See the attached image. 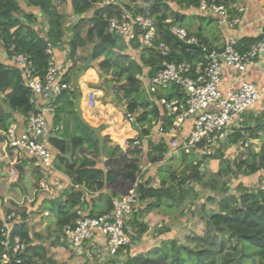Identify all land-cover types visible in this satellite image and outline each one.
Wrapping results in <instances>:
<instances>
[{
	"label": "trees",
	"instance_id": "obj_1",
	"mask_svg": "<svg viewBox=\"0 0 264 264\" xmlns=\"http://www.w3.org/2000/svg\"><path fill=\"white\" fill-rule=\"evenodd\" d=\"M139 1L144 4L143 7L127 6L126 10L134 15H143L154 20L156 42H164L170 46L171 53L168 60L178 63L186 62L194 68L204 60V51L185 49L174 41L168 29L170 25L178 26L182 16L172 12L166 0ZM177 1L176 7L180 9L195 8L200 2V0ZM70 3L72 13L80 17L71 27L73 41L69 44V50L72 65H75L74 56L78 47L83 45L85 40L93 43L91 60L102 59L97 64L98 70L104 76L110 77L109 83L114 86L115 94L120 97V100L128 102L130 112L141 109L135 122L143 124L158 117L159 111L154 104L139 99L141 81L138 77L142 75L143 67L148 69V78L154 76L161 68V57L152 49H141L138 62L132 61L125 53L127 45L124 39L108 33L107 19L113 16L120 17L122 15L120 7L112 5L100 8L97 6L99 0H70ZM33 12H40L47 21L45 35L41 30L35 29L37 18ZM89 13L90 16L86 17ZM167 19H170V24L166 23ZM84 28H86L85 37L82 38ZM187 32L199 40V34ZM64 35V16L58 12L53 0H0V50L5 51L9 63H3L0 60V95H3L2 102L8 110V113L0 111V130L8 129L11 124V113H19L24 117L34 110L30 103L32 94L24 86L19 69L12 66L11 56L13 54L27 56L35 75L42 79L50 58L46 53L47 47L58 46ZM258 39H239L236 50L245 52ZM199 44L207 51L211 50L200 41ZM130 45L133 49L140 48L139 43L135 41ZM81 70L76 68L74 72ZM61 78L68 86H72V80L67 74H62ZM157 97L167 101H179L182 105L186 100V95L175 85L162 90ZM73 99L75 101L77 99L76 91L68 89L61 94L55 104L54 131L57 127L59 128L55 132L56 138H49L59 152L54 158V167L67 177L72 186L84 187L92 195L108 192V195L102 194L106 205L103 213L111 210L112 199H119L135 189L139 200L145 203V208L136 212L128 221V226L133 231L131 242L137 244L149 231L148 225L143 222V215L157 208L171 211L174 209L173 203L181 204L192 192V183L203 181L198 157L193 153L181 152L178 158L170 156L166 159L169 149L163 141L156 145L144 141L149 135L151 126L141 130L140 139L144 141L141 143L150 148L146 157L153 165L164 159L170 164H177L178 160L187 164L186 168L179 171L178 176H175L177 173L174 174L170 167L160 166L157 170L159 186L153 187L149 180L142 181L145 172L139 160L141 150L131 148L123 151L118 146H109L107 137L101 136L99 130L88 126L76 114ZM62 114L67 115L65 120ZM172 120V117L167 118L163 126L165 130L171 126ZM243 139L245 140L242 146L249 150L250 156L238 166L245 176H252L264 168V116L253 119L252 124L247 127L234 130L227 137V144L236 145ZM252 139L262 141L257 153H254L249 143H246ZM102 157L105 158L103 169L98 167ZM209 157L218 159L219 167H224L217 172L218 176L230 170L229 166L224 164L222 156L213 154ZM11 170H15V178H12ZM33 170L39 176L35 172L14 164L7 166L4 173L0 175V215L2 216L0 229L6 216L10 214L19 216V220H13L11 223V235L19 237L26 248L16 258L23 264L38 262L54 264L45 256L44 244L41 242L42 236L32 232V227L27 221L25 204L35 200L38 180L42 176L39 170ZM240 185L235 187L234 194L219 200L216 213L207 221L201 220L202 225L200 230L196 231L197 235L192 243L164 240L162 250L156 247L146 252L141 250L133 256L128 255L123 264H264V190H248ZM80 196V192L69 187L59 197L43 200L42 209L50 212L59 234L64 225L75 221V209L79 205ZM101 214L91 213L89 216ZM169 230L163 225L162 228L157 229V236H163L169 233ZM3 240L0 234V242ZM55 240L56 244L66 246L59 236L55 237ZM60 240L61 243H58ZM129 250L130 248H127V252L133 254ZM1 254L2 246L0 245V257Z\"/></svg>",
	"mask_w": 264,
	"mask_h": 264
},
{
	"label": "built area",
	"instance_id": "obj_2",
	"mask_svg": "<svg viewBox=\"0 0 264 264\" xmlns=\"http://www.w3.org/2000/svg\"><path fill=\"white\" fill-rule=\"evenodd\" d=\"M231 1L225 0L219 3L214 0H201L197 6V13L201 17L215 20L220 28L232 31L241 24L245 9H236L237 14L230 16L226 4ZM112 5L116 6L115 0H99L97 6L103 8ZM170 22V19L166 20V23L170 24ZM168 30L180 41L200 46V50L205 52L204 60L195 68L186 62L168 60L171 53L170 46L164 42H156L155 22L151 18L124 11L120 17L113 16L107 19L109 34L120 36L126 42H138L140 50L152 49L162 59L161 68L154 76L151 78L146 76V81L144 76L138 78L141 82H145V89L152 96L153 101L162 106L167 115L173 118L168 129L165 130L163 125L158 128L159 134L170 138L169 157L174 153L193 152L200 157L208 158L220 142L234 132V128H239L241 115L253 109L264 98V92L244 77L227 91L222 87L225 68L244 75L252 61L264 57V28L260 31L259 39L242 53L236 50L238 40L232 36L225 38L221 48L207 51L186 29L170 25ZM53 51V47H47L46 53L50 58L42 79L35 75L27 56L23 54L11 56L12 66L19 69L24 86L32 94L30 103L34 110L22 118L21 124L12 123L6 131L0 130L3 146L8 152V166L26 164L39 170L42 178L38 181L35 194L47 197L53 195L52 178L56 173L54 157L43 141L49 133L47 118L55 114L56 101L69 89V86L62 81V72ZM171 85L178 86L186 95L184 105L175 100L167 101L164 98L157 100V95ZM97 97L95 90L88 91L89 107L96 105ZM186 122H190L191 130L185 139L178 140L177 131ZM124 146L126 149L142 150V143L138 138L126 140ZM10 174L12 178L16 177L15 170H11ZM254 175L253 190L263 191L264 168ZM70 187L80 192L81 196L79 205L75 209V221L64 225L61 229L60 238L68 250L78 255H88L91 253L88 248H93L96 239L99 238L105 250V254H97L102 260L115 258L120 250L126 253L127 248L133 246L131 242L133 231L128 226V221L136 212L145 208V203L139 200L135 189L119 199H112V208L109 212L91 217L83 210L82 204H85L87 197L92 194L84 187L72 185ZM43 214L48 216L47 212ZM19 219L20 217L14 214L4 218L0 229V234L4 238L0 242L2 246L0 264L13 262L23 264L16 256L24 252L26 246L19 237L11 235V223Z\"/></svg>",
	"mask_w": 264,
	"mask_h": 264
},
{
	"label": "crops",
	"instance_id": "obj_3",
	"mask_svg": "<svg viewBox=\"0 0 264 264\" xmlns=\"http://www.w3.org/2000/svg\"><path fill=\"white\" fill-rule=\"evenodd\" d=\"M56 1V0H55ZM55 1L54 5H55ZM65 1L64 5L66 7L65 14L68 13L69 19L67 20L65 17V14H63L60 9L57 10L58 12L64 16V27L66 24L68 25L67 30L64 28L65 35L60 42V44L54 48V57L56 59L57 65L61 69V72L63 75L67 74L69 78L72 80V86H69V90H75L77 94L76 101L73 99L75 103L74 111L76 114L91 128H94L96 130L100 131V135L103 137H107L109 139V146L116 147L118 146L123 151L128 150L124 146V142L126 140L138 138L141 142H151L153 145H156L158 142L163 141L166 146L169 149V141L170 138L168 136H164L162 134L158 133V128L160 126H164L166 123L167 118L169 116L167 115L166 111L162 106L155 103L153 101L152 96L146 91L145 86L143 88V85L145 82H141V90H145V93L149 97V100L147 102L154 104L158 111L159 115L158 117L152 118L148 121H146L143 124H137L135 122V118L140 114V108L135 110L134 112H130L128 109V102L124 105L126 101L120 100V98H117V95H114L115 97H110L103 101L100 97L102 96V92L97 90V87L100 83V71L98 70V63L100 60L92 61L91 60V54L94 44L88 45L89 41L85 40L83 45H80L77 49V52L74 56V62L75 65H72V61L70 60V50H69V44L73 41V33L71 31V28L74 24H76L77 20L80 19L79 16H75L72 13L71 9V3L70 0H61ZM170 9L172 12L180 14L182 18L180 19V22L178 23L179 27H182L180 24L184 22L186 19H190L192 21L191 25L186 28L187 31L190 33H197L199 34L200 38L199 41L203 43L206 47L213 49H219L223 46L225 38L227 36H232L236 38L237 40L243 39V38H259L260 31L262 28H264V0H232L231 2L226 4V7L228 9V12L230 16H235L236 9L244 8V13L242 14V21L239 26H237L232 31H226L225 29H222L219 27L217 22L213 19L201 17L197 13V7L195 8H185L186 9H180L179 11H176L171 4H174L173 6H176L177 0H170ZM201 1V0H200ZM207 1V0H206ZM211 1V0H209ZM216 1V0H214ZM225 0H219V3L224 2ZM116 6L120 7L122 9V13L124 11L131 12L129 10H126L127 6L131 7H143L144 4L141 3L139 0H115ZM167 5L169 3V0H166ZM178 8V7H177ZM35 13V12H33ZM132 13V12H131ZM36 16H38V21H42V23L45 24L44 18L43 20L40 18V12L35 13ZM90 13L86 15V17H89ZM215 24V25H213ZM45 26V25H44ZM87 28V27H86ZM44 29V28H43ZM47 32V22L45 27V32L42 31V33L45 35ZM82 38L85 37V34H81ZM196 37V36H195ZM197 38V37H196ZM125 44L127 45V49L125 51L126 54H128L132 61L138 62V57L140 55V48L139 49H133L130 45L131 42H126L124 40ZM87 43V44H86ZM90 52V53H89ZM90 59V60H89ZM0 60L3 63H8V56L6 55L5 51L3 49L0 50ZM84 62H86V66L84 65ZM9 64V63H8ZM81 68L82 70L80 72H74L75 69ZM142 75L144 78L147 76L148 69L143 67ZM245 78L249 82L254 83L257 88L264 92V57H261L259 59H256L252 61L247 68V71L244 73V75H241L239 73L233 72V70L229 68H225L224 70V78H223V84L222 87L224 91H227L231 88V86L234 85V83L238 82L241 78ZM110 80V77H108ZM146 81V78L144 79ZM143 80V81H144ZM109 87L114 90V86L110 85L108 81ZM90 90H95L98 94L97 97V103L94 107H89L87 103V93ZM115 92V91H114ZM0 111H4L5 113L8 111L7 107L3 105L2 99L3 95H0ZM119 102L120 104H117ZM2 103V104H1ZM122 103V104H121ZM151 107V106H150ZM149 107V109H150ZM147 109V110H149ZM149 112V111H148ZM8 113V112H7ZM63 120L66 119V114H62ZM264 116V98L260 100L257 105L245 112L241 115V124L240 128L247 127L252 124L253 119L259 118ZM54 117L49 116L48 119V130L49 133L43 138V141L50 149L52 156L55 158L58 155V150L55 148V146L49 141L50 137L56 138L53 122ZM151 117V116H150ZM23 116L19 113H11L10 115V122L12 123H20L22 122ZM149 126L150 131L149 135L145 137V140L142 141L140 139V132L141 130H146ZM191 130V124L190 122H186L181 129L177 131V139L182 140L187 137ZM236 130V128H234ZM255 141H261L259 139H252L249 140L248 143L255 142ZM149 147L142 144V150L141 155L139 157L141 168L144 170L145 174L142 181H147L149 178L151 180L156 179V182L159 183V180L157 178V170L160 166H163V163H166L165 159L164 161H161L157 164H152L150 161L147 160L146 153L149 152ZM170 152V150H169ZM193 153V152H191ZM181 152L174 153L172 156L175 158H178ZM190 154V153H185ZM195 154V153H193ZM7 155V157L5 156ZM171 156V157H172ZM196 157H198V162L200 163V170H204L205 167H212L219 164V162L215 159H211L210 157H200L198 154H195ZM169 158V153L166 157V159ZM8 152L5 150L3 146V142H0V162L2 163V168L0 169V175L4 173L5 168L8 166ZM101 164H99V168L103 169V163L105 161V158L100 159ZM216 166V167H217ZM25 170H29L31 172H35L37 175L38 173L34 171L33 167L30 165H23L22 166ZM202 168V169H201ZM206 168V169H207ZM212 172H216L215 170H211ZM39 176V175H38ZM42 178V176L39 178V180ZM38 180V181H39ZM255 175L250 176V180L248 181V178L245 183L250 186L254 184ZM53 184V195L52 196H45V195H36L35 200L32 203H26V213H27V219L28 224L33 225V222H36V219H33L34 212L38 211V208H42V202L45 199L48 198H57L60 195H62L64 192H66L70 187V182L67 179V177L58 172L56 170V174L52 178ZM154 184V182H151ZM153 186V185H152ZM154 187V186H153ZM252 187V186H251ZM74 190V189H73ZM102 194L108 195V192H102L99 194L90 195L87 197L86 202L84 204L83 210L87 214L93 213L94 215L103 213L106 209L105 205V197H102ZM39 216V215H37ZM0 219H2V216L0 215ZM143 222L145 224H148V220H155V217L153 216V213H148L146 215H143ZM185 221V220H184ZM165 222V221H164ZM150 229V228H149ZM32 232L34 233H40L38 229L32 228ZM101 240V239H100ZM99 238L96 239L94 243L93 248H88V250H91V253L93 254H105L104 245L102 240L100 241ZM128 253V252H127ZM125 254L122 250H120L117 254V256L113 259H108L109 264H123L127 258V256H133L134 254L131 253ZM101 254V255H102ZM103 261V260H101Z\"/></svg>",
	"mask_w": 264,
	"mask_h": 264
},
{
	"label": "rangeland",
	"instance_id": "obj_4",
	"mask_svg": "<svg viewBox=\"0 0 264 264\" xmlns=\"http://www.w3.org/2000/svg\"><path fill=\"white\" fill-rule=\"evenodd\" d=\"M64 2L65 1H61V0L55 1V6L58 9H60V11L63 14H65V11H66ZM170 2L171 1L169 0L168 7L170 6L169 5ZM171 5L176 11H179V8H177L176 6H173L174 4H171ZM182 9L184 10V8ZM38 16H36L37 25H35V29H39L45 32L47 21L44 19V22L46 21L45 24L42 23V21H40L39 23ZM65 17L67 20L69 19L68 13L65 14ZM40 18L43 20L44 17L42 14H40ZM191 23L192 21L190 19H186L180 25L182 27L188 28L191 25ZM67 26L68 25L66 24V26L64 27L66 30L68 28ZM85 30L86 28H84L82 31L83 35L85 34ZM88 43H89L88 45L93 44L91 42H88ZM84 65L86 66V62H84ZM99 75H100V83L97 87V90L102 92V96L100 98L103 101H105L106 99L112 96L115 97L114 95L116 94L113 88L111 89L108 85L109 78L104 76L101 72L99 73ZM143 88H144V85H143ZM117 98H120V97L117 96ZM139 99L144 100V101L149 100V97L145 93V90L140 91ZM157 100H158V97H157ZM126 103L127 101L121 104L124 105ZM117 104H120V103L118 102ZM3 105L5 104L3 103ZM244 140L245 139L238 141L236 145H229L227 144L228 142L226 138L225 140L220 142V144L217 146V149L214 151L213 154L222 156L224 160L223 161L224 164L225 165L227 164L229 166L230 170L226 174L222 173V175H219V176L217 175V172L219 170L224 169V167L220 168L219 164L218 166L212 165V167H208V168L205 167L204 170L202 171L199 169L201 174L203 175V181L201 183H192V184L190 183L193 190L184 199V201L181 204L176 205V203H173L174 209H172L171 211L166 210L165 208H157L152 212L153 216L155 217V220L154 219L148 220L147 225L150 228L149 231L138 241L137 244H133V246H131L130 248L131 252L134 255L137 254V252H140L141 250L146 252L148 250L154 249L155 247L162 250L164 240L170 239V240H175V241H178L179 243H185V244L186 242L192 243L194 241V238L197 235L196 231H199L200 226L202 225L201 220L207 221L211 217V215H213L214 213L218 211L219 200H221L222 198H227L228 196H231L232 194H234L235 187L238 186V184H241L240 186H244L248 188V190L253 189V187H251L252 185L245 186V185H248L245 182L247 178H248V181L250 180V176H245L243 172L239 170V166H238L240 162L248 160V157L250 156L249 150L246 149V147L242 146L243 144L242 142H244ZM248 145L251 146V150L254 153H257L260 150L262 141L251 142ZM215 160L218 161V159H215ZM99 163L101 164V161H99ZM163 166L168 167V168L170 167V169L174 171V174L177 173L175 174V176H178L179 171L186 168L187 164L181 161L179 162L178 160L177 164L163 163ZM212 169L215 170L216 172H212L211 171ZM177 181L179 180L177 179ZM149 182L151 186L152 185L154 187L159 186V183L156 182V179L151 180L149 178ZM151 182H154V184ZM174 183H176V181ZM185 188L187 187L185 186ZM44 212H47V210H44L41 207H39L38 211L34 212V215H33V219H36V222H33V225H30V226L32 228H36L39 230L40 232L39 235L42 236L41 242L44 244L45 256L46 258L51 259L53 261L52 263L54 264H109L107 259H103V261H101L102 260L101 257L98 256L97 254L89 253L88 255L87 254L78 255L76 254V252L69 251L66 246H61V245L56 244L57 241L55 240V237L57 236L60 237V234L57 232V229L54 224V220L50 212L49 211L47 212L48 216H44L43 214ZM163 225L170 229L169 233L158 237L157 229L162 228ZM58 243H61V240ZM167 247H169V245ZM166 249L169 250V248H166ZM251 250H254V248H251ZM37 264H41V263L38 262Z\"/></svg>",
	"mask_w": 264,
	"mask_h": 264
},
{
	"label": "water",
	"instance_id": "obj_5",
	"mask_svg": "<svg viewBox=\"0 0 264 264\" xmlns=\"http://www.w3.org/2000/svg\"><path fill=\"white\" fill-rule=\"evenodd\" d=\"M174 41L180 45L181 47L185 48V49H189V50H200V46L194 45V44H188L185 43L183 41H180L177 37L173 36ZM90 60V59H89ZM2 168V163L0 162V169Z\"/></svg>",
	"mask_w": 264,
	"mask_h": 264
}]
</instances>
